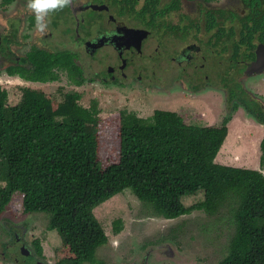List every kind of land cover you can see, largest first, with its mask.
<instances>
[{
    "label": "trees",
    "instance_id": "1",
    "mask_svg": "<svg viewBox=\"0 0 264 264\" xmlns=\"http://www.w3.org/2000/svg\"><path fill=\"white\" fill-rule=\"evenodd\" d=\"M258 27L264 23L256 19L246 25ZM40 63L26 79L50 83L57 79L55 66L71 65L72 82L85 81L76 64L44 58ZM20 88L22 97L13 106L0 88V216L22 196L21 215L46 217L47 230L61 238L56 264H106L97 252L109 238L94 210L127 190L149 217L174 220L195 211L211 216L228 211L233 234L218 264H264V174L216 162L232 116L220 126H199L170 110H156L148 119L124 111L110 147L97 100L84 107L76 91L61 93L60 101L39 88ZM261 148L264 169V139ZM200 192L202 201L184 204L185 197ZM122 231L123 221L116 220L114 232ZM33 244L42 256L40 241Z\"/></svg>",
    "mask_w": 264,
    "mask_h": 264
},
{
    "label": "flooded vegetation",
    "instance_id": "2",
    "mask_svg": "<svg viewBox=\"0 0 264 264\" xmlns=\"http://www.w3.org/2000/svg\"><path fill=\"white\" fill-rule=\"evenodd\" d=\"M254 19L261 26L264 23V0H69L47 14L41 31L28 0H0V86L14 82L25 89H41L46 83L26 77L33 75L34 64L44 58L53 64H76L85 79L75 85L70 77L73 67L57 65L53 68L55 83L65 80L81 87L85 82H97L116 93L152 94L153 88H162L153 87L143 72L145 66L136 64H150L151 68L176 64L182 68L181 76L170 82L169 94L197 98L198 92L213 89L224 96L229 93L239 97L237 110H243L246 120L264 127L260 120L264 116V70L249 72L259 53L264 55V27L257 31L246 28ZM85 58L89 64L118 65L111 67L108 78L89 79L82 65ZM213 64H220L214 70L216 76H210L212 70L207 66ZM190 67L198 71V77H186ZM5 211L0 216V239L7 240L0 253L5 257L13 253L15 261L23 264H43L42 256L33 249L34 241H26L28 227L7 218ZM167 253L175 256L171 248L164 251ZM31 255L34 258L28 263L25 259Z\"/></svg>",
    "mask_w": 264,
    "mask_h": 264
},
{
    "label": "rangeland",
    "instance_id": "3",
    "mask_svg": "<svg viewBox=\"0 0 264 264\" xmlns=\"http://www.w3.org/2000/svg\"><path fill=\"white\" fill-rule=\"evenodd\" d=\"M82 65L87 78L99 79L101 75L108 78L111 67L118 64H89V60L85 58V64ZM149 65L136 64L140 67L145 66L143 72L148 80L153 82V87L158 85L162 88L161 90L153 88L152 94L145 91L116 93L113 92V88L97 82H85L83 86L78 87L61 80L59 83L41 84L40 87L52 98L60 101L63 99L62 94L69 90L79 92L82 96L80 104L84 107H90L92 100H97L100 116L106 122L102 133L108 138L110 147L117 135L119 115L124 111L135 112L139 117L148 119L156 110L165 109L180 113L187 117L190 125L199 126H220L224 117L232 116L233 120L236 114L235 119L231 120L232 123L230 121L228 124L229 135L216 162L232 167L260 170L264 174V169L259 166L261 156L259 146L264 137V127L246 120L243 110L236 112L233 111L234 108L232 110V106H237L239 97L234 98L229 93L224 96L222 92L214 89L207 90L206 93L198 92L197 98L175 94L180 92L171 95L167 91L169 84L181 76L182 68L177 67L176 64H153V68ZM219 65H207L210 66V71L212 70L210 76H216L214 70ZM202 73H205V70ZM189 74L190 77H198V71H194L191 67L186 77ZM261 82L264 84V81ZM0 87L8 93L7 105L13 106L19 103L22 97L19 85L10 82L3 83ZM245 120L250 125H247ZM108 149L106 143V150ZM203 199L204 193L200 192L196 196L185 197L183 202L189 207ZM21 211L22 196L14 198L5 215L15 220L16 224H27L26 241L31 243L39 240L43 250L41 261L44 264H56L55 256L56 251L62 246L61 238L56 232L47 230L46 217L38 215L25 217L21 215ZM94 215L109 238V243L97 252L98 259L105 261L106 264H218L224 257L233 234L230 224L231 215L226 210L213 216L203 211H195L174 220L149 217L130 190L116 195L97 207ZM119 219L123 221V231L116 234L114 222ZM5 240L7 237H1L0 248ZM168 248L173 250L174 257H171L170 253H167L168 256L164 254ZM148 253L150 255L147 257ZM5 256L0 253V264H23L22 261H15L17 256L13 253ZM25 260L29 263L28 259Z\"/></svg>",
    "mask_w": 264,
    "mask_h": 264
},
{
    "label": "clouds",
    "instance_id": "4",
    "mask_svg": "<svg viewBox=\"0 0 264 264\" xmlns=\"http://www.w3.org/2000/svg\"><path fill=\"white\" fill-rule=\"evenodd\" d=\"M68 2L69 0H28V7L35 13L37 29L43 31L47 14L54 9L63 8Z\"/></svg>",
    "mask_w": 264,
    "mask_h": 264
},
{
    "label": "water",
    "instance_id": "5",
    "mask_svg": "<svg viewBox=\"0 0 264 264\" xmlns=\"http://www.w3.org/2000/svg\"><path fill=\"white\" fill-rule=\"evenodd\" d=\"M264 70V55L262 51L257 56V60L254 62V64L251 65L249 72L254 71L257 73H260ZM173 257V256H172ZM42 264V263H40ZM44 264V263H43Z\"/></svg>",
    "mask_w": 264,
    "mask_h": 264
}]
</instances>
